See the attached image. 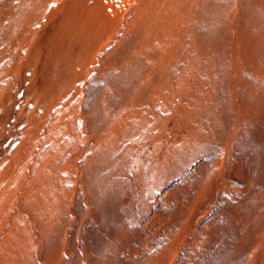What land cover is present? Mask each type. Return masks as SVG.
Listing matches in <instances>:
<instances>
[{"label": "rangeland", "instance_id": "1", "mask_svg": "<svg viewBox=\"0 0 264 264\" xmlns=\"http://www.w3.org/2000/svg\"><path fill=\"white\" fill-rule=\"evenodd\" d=\"M0 264H264V0H0Z\"/></svg>", "mask_w": 264, "mask_h": 264}]
</instances>
